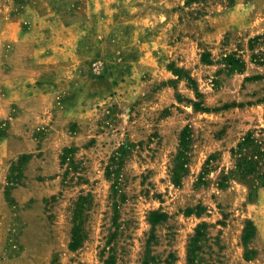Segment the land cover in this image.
<instances>
[{
  "label": "rangeland",
  "instance_id": "374dc122",
  "mask_svg": "<svg viewBox=\"0 0 264 264\" xmlns=\"http://www.w3.org/2000/svg\"><path fill=\"white\" fill-rule=\"evenodd\" d=\"M261 33L264 0H0V264H142L146 251L149 264H186L202 222L221 250L201 264H264V188L218 184L244 135L264 140V66L248 49ZM232 54L241 72L224 64ZM186 126L188 171L174 185ZM127 142L115 201L105 168ZM152 210L168 215L153 232Z\"/></svg>",
  "mask_w": 264,
  "mask_h": 264
},
{
  "label": "trees",
  "instance_id": "16d2710c",
  "mask_svg": "<svg viewBox=\"0 0 264 264\" xmlns=\"http://www.w3.org/2000/svg\"><path fill=\"white\" fill-rule=\"evenodd\" d=\"M206 0H186V3L204 2ZM248 49L250 51V62L260 66H264V33L254 36L248 41ZM224 64L228 67V70L241 72L245 67V62L236 57L234 54L226 56ZM195 109L198 108V104L193 103ZM216 110V108L211 109ZM203 111H210V109H204ZM191 142V132L188 126L184 127L179 134V147L177 154L173 160L172 168L170 170L171 182L174 185H179L181 178L186 175L188 171V154ZM133 144L127 142L121 144L117 150L110 156L105 168L106 177L112 180V198L119 197L120 190V171L124 164L125 158L131 152ZM71 149L63 151L61 156V163L65 162L71 154ZM231 158L233 160V167L220 177L219 185L223 186L227 180L236 179L239 182L245 184L249 190L248 196L256 192L258 188H264V140H259L254 136L253 132H248L241 140L230 150ZM26 157L22 156L20 164H12L10 167V173L13 170H17L18 174L21 173V166L26 162ZM8 179V177H7ZM16 179V177H15ZM201 181V180H200ZM9 182V180H7ZM12 183V182H10ZM13 188V187H10ZM5 189V196L9 199V190ZM256 190V191H255ZM121 199V195H120ZM86 197H79L73 215V228L71 232V242L69 248L75 250L80 246L83 239V232L81 230L82 216L85 207ZM116 203V202H114ZM116 205V204H115ZM168 215L164 212L152 210L148 213L147 221L153 232L156 225L163 223L167 220ZM208 225L205 222L199 223L194 228V233L190 236L186 249V264H201L203 260L202 254H205L207 250L213 253V246L221 250L219 240L216 237H211L208 233ZM255 233V226L250 220H246L242 230L241 242L246 250L244 258L249 259L248 253L250 250L247 248L248 243L253 238ZM153 236H150V239ZM148 238L147 243L150 244L151 240ZM148 244V245H149ZM149 247V246H148ZM204 249V251H203ZM215 253V252H214ZM251 253V252H250ZM150 256L146 251L145 258L142 264H149Z\"/></svg>",
  "mask_w": 264,
  "mask_h": 264
}]
</instances>
